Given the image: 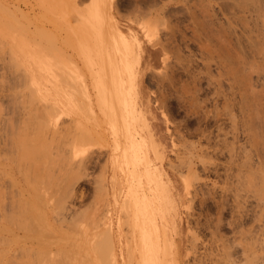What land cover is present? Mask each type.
Listing matches in <instances>:
<instances>
[{
  "label": "rangeland",
  "instance_id": "obj_1",
  "mask_svg": "<svg viewBox=\"0 0 264 264\" xmlns=\"http://www.w3.org/2000/svg\"><path fill=\"white\" fill-rule=\"evenodd\" d=\"M242 7L236 0H0V118L10 120L0 128V175L7 174L0 202L29 189L41 199L57 180L76 192L55 227L42 230L45 213L31 214L26 226L47 240L53 228L64 235L62 249L43 242L52 261L34 256L35 243L20 231L14 238L6 231L5 244L16 239L31 255L1 253L0 264H232L249 256L264 264V0L256 20ZM48 113L47 132L40 122ZM6 138L27 157L10 153ZM32 155L43 161L30 166ZM34 175L56 181L47 187ZM5 213L3 223L13 226V211Z\"/></svg>",
  "mask_w": 264,
  "mask_h": 264
},
{
  "label": "bare ground",
  "instance_id": "obj_2",
  "mask_svg": "<svg viewBox=\"0 0 264 264\" xmlns=\"http://www.w3.org/2000/svg\"><path fill=\"white\" fill-rule=\"evenodd\" d=\"M236 1H238L239 2V7L241 8L242 7V5H243V7H242V11H243V13L244 12H247L248 13V15H249V18H250V20L251 19H255V17H257V14L259 13V11H260V9H261V6H262V4H263V0H236ZM259 17V16H258ZM253 19V20H254ZM256 20V19H255ZM262 27H264L263 25H262ZM14 107V106H13ZM8 108V107H7ZM14 109V108H13ZM12 110V109H11ZM10 110V111H11ZM45 110V109H44ZM46 111V110H45ZM44 111V112H45ZM16 113V112H15ZM11 114V113H10ZM13 114H14V112H13ZM38 114V113H37ZM47 113L45 112V115H46ZM5 115V114H4ZM4 115H2L1 117H3ZM7 115V114H6ZM5 115V118L8 116H6ZM19 115V114H18ZM24 115V114H23ZM26 115V114H25ZM41 115H42V113H41ZM40 114H39V116H41ZM49 113H48V116H45V117H48V118H45L44 120L42 119H39V120H37V122L39 121L40 122V120H41V122H40V124L42 123V122H45V120L46 119H48L49 120ZM32 116L34 117V114H32ZM31 116V117H32ZM39 116H37V117H39ZM44 116V115H43ZM9 117V116H8ZM14 117H16L15 115H13L12 116V118H14ZM23 117V116H22ZM21 117V118H22ZM27 117V116H26ZM32 117V118H33ZM37 117H34V118H36L37 119ZM4 118V117H3ZM5 118L3 119V120H5ZM1 119V118H0ZM18 120H20V119H18ZM16 118H15V121H18ZM27 120V119H26ZM28 120H29V118H28ZM32 120V119H31ZM48 120H46V123H48L47 121ZM7 121V120H6ZM25 121V120H24ZM9 122H10V120L8 119V122H6V123H4V122H2V119H1V123H0V128H3V130L1 129V131H3L4 132V129H6V127L9 129L10 127H8V125H10L9 124ZM19 122V121H18ZM29 122V121H28ZM31 122V121H30ZM33 122H35V123H33ZM35 120H33L32 121V123L33 124H36L37 123ZM50 122V121H49ZM7 123H8V125H7ZM12 123V122H11ZM32 123H30L31 125H32ZM4 124L6 125V127H4ZM13 124V123H12ZM38 124V123H37ZM36 124V125H37ZM23 125V124H22ZM39 125V124H38ZM13 126L14 125H12V128L11 129H13ZM33 126V125H32ZM45 126H47V128L45 127ZM71 126V125H70ZM20 128H21V126H19ZM24 127V126H23ZM35 127V126H34ZM36 127H38V126H36ZM41 127V126H40ZM44 128H46L47 129V132H48V128H50L51 127V123H50V126H49V123H48V125H44L43 126ZM56 127H58V126H56ZM55 127V128H56ZM15 128H17V127H15ZM44 128H42V130H44ZM61 128V127H60ZM7 129V130H8ZM19 129V128H18ZM24 130H26L25 128H23ZM40 129V128H39ZM50 129H52V128H50ZM49 129V130H50ZM57 129V128H56ZM67 128H65V129H63V130H66ZM79 129V128H78ZM7 130H5V131H7ZM15 130H17V129H15ZM14 130V131H15ZM22 130V129H21ZM42 130L40 131L41 133H43L42 132ZM68 130H70V127L66 130V131H68ZM23 131V130H22ZM46 130H44V132H45ZM65 131V132H66ZM70 131H72V130H70ZM13 132V130L11 131V133ZM25 132V131H24ZM27 132V131H26ZM26 132H25V134H26ZM29 132V131H28ZM31 132V131H30ZM51 132H52V130H51ZM80 132V131H79ZM1 133V132H0ZM40 133V134H41ZM53 133L55 134V132L53 131ZM58 133H59V130H58ZM58 133H56V136H58V139L60 138V136L58 135ZM61 133H62V129H61ZM61 133H59V134H61ZM71 133V132H70ZM82 133V132H81ZM5 135H6V132L4 133ZM7 134H10V132L8 131V133ZM29 134V133H28ZM44 134V133H43ZM62 134H64L63 136H66V138H69V134H68V132H67V134H65V133H62ZM11 135V134H10ZM13 135V134H12ZM42 135V134H41ZM47 135V134H46ZM9 136V135H8ZM25 136V135H24ZM55 136V137H56ZM62 136V137H63ZM72 136V135H71ZM9 137H11V136H9ZM17 137V136H16ZM15 137V138H16ZM43 136H41V138H42ZM81 137V136H80ZM19 138H22V137H19ZM37 138H39V137H37ZM71 138V137H70ZM69 138V139H70ZM7 139H9V138H6V141L5 142H7L8 141V143L6 144L5 142V144L8 146V144H10V142H13V140L12 139H10V140H7ZM45 139H46V137H45ZM49 139V138H48ZM60 139H62L63 140V138H60ZM59 139V140H60ZM25 140V139H24ZM39 140H40V138H39ZM39 140H37V141H39ZM42 140H43V138H42ZM51 140H53V139H51ZM55 140V139H54ZM19 141V140H18ZM21 141V140H20ZM22 141H23V139H22ZM48 141V140H47ZM56 141V140H55ZM54 141V142H55ZM68 140H66V141H64L65 143L67 142ZM70 142H72L71 141V139L69 140ZM69 141L67 142V143H69ZM24 143H25V141H23ZM22 142V143H23ZM41 143H43L42 141H40ZM49 142H50V140H49ZM53 142V141H52ZM19 143V142H18ZM44 143H46V144H50V143H48V142H44ZM56 143H61V140H60V142H56ZM55 143V144H56ZM64 143V144H65ZM79 143V142H78ZM1 144L3 145V142H1ZM4 144V145H5ZM14 144V145H13ZM26 144V143H25ZM63 144V143H62ZM61 144V145H62ZM63 144V145H64ZM82 144V143H81ZM5 145V146H6ZM41 145V144H40ZM51 145V144H50ZM57 145V144H56ZM56 145H55V147H56ZM63 145L61 146L62 148H64L63 147ZM74 145H75V147H76V145L77 144H75L74 143ZM10 146V145H9ZM14 146H17L18 147V145H16V143H12V147H11V149L9 148L8 149V147H5V148H7L8 149V151L11 153L12 152V148L14 147ZM22 146H25V145H22ZM22 146H20V147H22ZM54 146V145H53ZM58 146V145H57ZM27 147V146H26ZM38 147V146H37ZM44 147V146H43ZM50 147V146H49ZM54 147V148H55ZM72 147V146H71ZM78 147H80V145H78ZM78 147H76V148H78ZM2 148H4L3 146H1V149ZM16 147H14V149H15ZM52 148V147H51ZM58 148H60V145H59V147ZM58 148L56 147V149H55V152H56V150H58ZM7 149H4V151H6ZM13 149V150H14ZM21 149V148H20ZM19 149V150H20ZM39 149V148H38ZM43 149V148H42ZM49 149V148H48ZM61 149V148H60ZM69 149H71V148H69ZM74 149V148H73ZM3 150V149H2ZM11 150V151H10ZM23 150H24V148H23ZM33 150V149H32ZM40 150V149H39ZM39 150H37L38 152H39ZM44 150V149H43ZM42 150V151H43ZM64 149H62V151H63ZM66 150V149H65ZM29 151H30V148H29ZM35 151H36V149H35ZM45 151V150H44ZM43 151V152H44ZM59 151V150H58ZM74 151H76L75 149L73 150V153H76V152H74ZM3 151H0V153H2ZM14 152V151H13ZM12 152V154H14ZM16 152H18V148H16L15 149V153ZM20 152V155L19 156H21L22 155V159H24L23 157L24 156H26L25 154L23 155L22 153H21V151H19ZM18 152V153H19ZM23 152V151H22ZM31 152V151H30ZM40 152H41V150H40ZM39 152V153H40ZM43 152H41L42 154H43ZM55 152H54V154L52 153V155H55ZM60 152V151H59ZM58 152V153H59ZM35 153V152H34ZM37 153V152H36ZM39 153H38V155H39ZM62 153H64L65 154V156H66V154L67 153H65V151H63ZM5 154H7L8 155V152L6 151L5 152ZM47 154V153H46ZM45 154V155H46ZM60 154V153H59ZM64 154H62L63 156H64ZM71 154H72V152H71ZM1 155V154H0ZM14 155H17V154H14ZM14 155H13V157H14ZM34 155V154H33ZM32 155V158L34 157V156H36V154L33 156ZM44 155V154H43ZM42 155V156H43ZM41 156V157H42ZM1 157V156H0ZM5 157V156H4ZM8 157V156H7ZM18 157V156H17ZM16 156H15V159L17 158ZM27 157V156H26ZM40 157V156H39ZM39 157H34V159L36 158L37 160H38V162H37V160L36 161H34L33 159H32V161H34V165H31L32 164V161L30 162L31 164H30V166H36L38 163H40V161L39 160H42L43 158H39ZM46 158H47V156H45ZM58 157H59V155H58ZM62 157V156H61ZM6 158V157H5ZM4 158V160H6V159H11L10 157L9 158H6L5 159ZM39 158V159H38ZM45 158V159H46ZM55 158V157H54ZM64 158V159H63ZM62 159L63 160H65V161H67L66 160V157H63ZM71 158H72V156H71ZM71 158H70V160H71ZM18 159V158H17ZM61 159V158H60ZM61 159V160H62ZM77 159V158H76ZM79 159V158H78ZM1 161H0V165L2 164L1 162H2V159H0ZM19 160V159H18ZM47 160V159H46ZM8 161V160H7ZM10 161H12V160H10ZM16 161V160H15ZM43 161V160H42ZM79 161L81 162V160L79 159ZM23 162V161H22ZM61 162V161H60ZM62 162H64V161H62ZM74 162V161H73ZM76 162H77V160H76ZM82 162H84V161H82ZM16 163V162H15ZM24 163H26L25 165H29V163H27V161L26 162H24ZM45 163V161L44 162H42V164H44ZM52 163V162H51ZM50 163V166L52 165ZM64 163H66V162H64ZM68 163V162H67ZM19 164V163H18ZM42 164H41V166H42ZM3 165V164H2ZM45 165V164H44ZM43 165V166H44ZM47 165V164H46ZM80 165V164H79ZM15 166V165H14ZM13 166V167H14ZM42 166V167H43ZM54 166V165H53ZM53 166H51V169H53ZM64 166V165H63ZM62 166V167H63ZM77 166V165H76ZM75 166V167H76ZM81 166H82V163H81ZM80 166V167H81ZM84 166H85V164H84ZM1 167V166H0ZM7 167V166H6ZM9 167V166H8ZM65 167V166H64ZM63 167V168H64ZM77 167H79V166H77ZM37 168V167H36ZM36 168H35V170H36ZM44 168H45V166H44ZM0 169H2V168H0ZM11 169V168H10ZM32 169V168H31ZM38 169H39V167H38ZM50 169V167H49V170H51ZM77 169V168H76ZM9 170V169H8ZM13 170V169H12ZM29 170H30V168H29ZM35 170H33V171H35ZM42 170V172H43V168L41 169ZM74 170H75V168H74ZM2 171V170H1ZM7 171V170H6ZM18 171V170H17ZM22 171V170H21ZM4 172V171H3ZM8 172V171H7ZM19 172V171H18ZM24 172V171H23ZM30 172H32V171H30ZM50 172V171H49ZM52 172V171H51ZM53 172H54V169H53ZM1 173V172H0ZM9 173H11V172H9ZM45 173V172H44ZM44 173H43V178H44V180H45V177L47 178V174H46V176L44 175ZM252 173H254V172H252ZM23 174V173H22ZM29 174V173H28ZM32 174V173H31ZM31 174H29V176L31 175ZM34 174V173H33ZM36 174V173H35ZM49 174V173H48ZM51 174H53V173H51ZM50 174V175H51ZM76 174V173H75ZM9 175V174H8ZM55 175V174H54ZM252 175V174H251ZM254 175V174H253ZM252 175V176H253ZM0 176H2V174L0 175ZM4 176H6L7 177V174L6 173H3V176L2 177H0V199H5V198H2L1 196L3 195V191H2V189L4 188L3 186H5V185H3V178H4ZM13 176H14V174H13ZM27 176V175H26ZM25 176V177H26ZM71 176V175H70ZM69 176V177H70ZM74 176H76V175H74ZM73 176V177H74ZM19 177H20V174H19ZM24 177V176H23ZM33 177V176H32ZM254 177V176H253ZM252 177V178H253ZM38 178V177H37ZM36 178V179H37ZM43 178H42V180H43ZM53 178H54V176H53ZM52 177H51V180L53 181L54 179H53ZM75 178V177H74ZM24 179H26L27 180V178H24ZM31 179V178H30ZM33 179V178H32ZM48 179H50V177H48L47 178V180L46 181H48ZM14 180H16V179H14ZM21 180H22V177H21ZM24 181L23 180V182H27L28 180H29V178H28V180L27 181ZM34 180H35V175H34ZM38 180H41V176L38 178ZM38 180H35L34 182L36 183V181H38ZM70 180H71V178H70ZM5 181V180H4ZM52 181H49L48 183L47 182H45V181H42V182H45V183H47V185L46 184H44L45 186H47L48 187V184L50 183V182H52ZM55 181H56V179H55ZM58 181L59 180H57V183H58ZM74 181V180H73ZM12 185L10 186V187H12V186H16V184H14L13 183V180L12 181H9ZM15 182H17V181H15ZM28 182H30V181H28ZM34 182H33V184H34ZM39 183H41V184H43L41 181H38ZM54 182V181H53ZM53 182H52V184H53ZM60 183H58V185H57V183H55L54 185H52L51 183L49 184V189H47V190H49V191H47L46 192V189L43 191L42 189H40V190H42L43 192L42 193H44V192H46V193H44V196L42 197L41 196V199H37L38 197H36L35 198V196H34V190H32V189H29L31 192L29 193L28 191V193L27 192H25V194H26V197L25 196H23L24 194L21 192L20 193V195H17V196H19L20 198H18L17 200L15 199L14 200V197H15V195L17 194V192H16V194L14 195V197H12V195H11V197H10V200H9V203H8V205H7V203H4V202H0V257H1V253H2V256H4V257H6V256H9L8 257V260L11 258L10 256H13L14 258H15V256L19 253H21L20 255H24V254H27V251L29 250H26V246L24 247V249H23V247L22 246H24V244L22 245V246H20V244L19 245H17V246H14V245H16L17 243H18V240L16 241V239H14L15 240V242H14V245L12 246V245H10V243H9V241L11 240H9V241H7V244H5L6 242V240H5V237H4V235H5V233H6V231H7V233H8V235H9V233L11 232V234L13 235V238L14 237H17V233H16V231L19 233V231L21 232V234H22V236H21V238H22V240L24 241L25 240V242H31L32 244L31 245H33L34 243H35V250L36 251H32L31 253H33V252H35V255L34 256H39L40 254L41 255H43L44 254V257L45 258H47L46 260H50V261H52L50 258V255H52V252H50L49 253V249H50V247L48 248L47 247V245H46V243H43L44 241H46L47 240V238H43L41 235H43V234H38L39 232H41L42 230H45L46 228L45 227H47V226H52V227H55L56 226V223L57 222H62V221H60L61 219L60 218H58L59 216L58 215H60L61 216V214L63 215V211H65L66 212V210H68L67 209V207H70L69 205L70 204H68V206H66L65 205V202H64V200L65 199H68V200H70V199H72L74 196H75V193H74V191H73V189L72 188H70V186L69 185H63L62 183V181H59ZM72 182V181H71ZM253 182V181H252ZM73 183H75V182H73ZM21 184V183H20ZM25 184V183H24ZM30 184V183H29ZM32 184V186H34ZM67 184V183H66ZM55 185H57V186H61V185H63V186H59V187H55ZM74 185V184H73ZM27 186H28V184H27ZM31 186V187H32ZM36 186V185H35ZM33 187V189H35L36 190V188H37V186L36 187ZM44 186V187H45ZM39 187V186H38ZM14 188V187H13ZM25 188V187H24ZM15 189V188H14ZM38 190H39V188H37ZM44 189V188H43ZM4 190V189H3ZM9 190L11 191L12 190V188L10 189L9 188ZM25 190V189H24ZM39 190V191H40ZM49 192V193H48ZM2 193V194H1ZM9 193V192H8ZM34 193V194H33ZM48 193V194H47ZM11 194V193H10ZM33 194V195H32ZM46 194V195H45ZM9 195V194H8ZM5 196V195H4ZM16 196V197H17ZM36 196H38V195H36ZM22 197H25V198H22ZM40 198V197H39ZM15 201L17 202L18 201V204H16L15 203ZM72 201V200H71ZM68 203H69V201H67ZM38 203H40L41 204V206H39V208H37V206H36V208H35V206H34V204H38ZM59 204V205H57V206H59V207H56V204ZM73 203V202H72ZM15 204H16V207L18 208V211H20V213H17V210H16V207H15ZM25 204H27V206H25ZM31 206H32V208H31ZM56 208H55V207ZM6 208L7 209H9V210H11V212L13 211V214H14V216H11V218L12 217H14L13 219H12V221L10 220V219H8L9 221H11L12 223H13V226H6L4 223H3V218L6 220V218L4 217V215L6 214L5 213V210H6ZM19 208L21 209V210H19ZM46 208H47V210H46ZM71 208V207H70ZM96 208V207H95ZM71 211V210H70ZM253 211H255V209L253 210ZM78 212V211H77ZM9 213H10V211H9ZM9 213H7V215L9 216L10 214ZM45 213V214H44ZM68 213V212H67ZM79 213V212H78ZM248 213V212H247ZM34 215V214H39V216L40 217H42V216H44V219H45V217H46V219H45V224L42 222V223H40L41 224V227H42V230L41 231H39V232H37V230H36V234L34 233L35 231H33L34 230V228L32 229V231L30 232V231H28V227H26L27 225H28V223L30 222V217L32 218V215ZM44 214V215H43ZM246 214V213H245ZM12 215V214H11ZM31 215V216H30ZM47 215V216H46ZM64 215H66V213L64 214ZM71 216V214H69L68 213V216ZM6 216V215H5ZM55 216V217H54ZM58 216V217H57ZM67 216V215H66ZM63 218H65V216H62ZM66 218H68V217H66ZM65 218V219H66ZM56 221V223H55V221ZM70 219V218H69ZM4 220V221H5ZM42 220V219H41ZM71 220V219H70ZM7 221V220H6ZM32 221V224H34V222H33V220H31ZM72 221H73V219H72ZM41 222V221H40ZM8 223V222H7ZM12 223H10V224H12ZM68 223V222H67ZM4 224V225H3ZM59 224V223H58ZM73 224V223H72ZM60 225V224H59ZM29 226H31V224L29 225ZM31 227H34L33 225L31 226ZM36 227V226H35ZM40 226H38V228H39ZM37 228V227H36ZM26 229H27V231H26ZM41 229V228H40ZM39 229V230H40ZM235 230V229H234ZM43 233H45L44 231H43ZM54 233H55V235H54ZM57 233H59L57 230H55L54 228H53V235H52V238H50L49 240H47L50 244L49 245H51L52 247H54V246H56V245H61V242H62V244H63V240H65V237H64V235L63 234H57ZM256 233V232H255ZM252 235V234H251ZM253 235H256V234H254L253 233ZM46 236V235H45ZM8 237V236H7ZM108 237H109V235H108ZM255 238L257 237V236H254ZM8 238H11L10 236L8 237ZM109 239V238H108ZM249 239V238H248ZM252 239V238H251ZM251 239H249V240H251ZM8 240V239H7ZM218 240V239H217ZM222 242H223V239H220ZM219 240V241H220ZM248 240V243L250 242ZM256 240V239H255ZM42 242L43 244H41L40 242ZM109 241V240H108ZM244 241V240H243ZM251 241H254L253 239L251 240ZM12 242V241H11ZM20 242V241H19ZM22 242V241H21ZM258 242V241H257ZM256 242V243H257ZM9 243V244H8ZM221 243V242H220ZM251 243V242H250ZM13 244V243H12ZM191 244V243H190ZM239 244L240 243H238V245H236V246H239ZM43 245H46V247L48 248H45V249H47V251H48V253L47 252H44V250H43ZM48 245V246H49ZM59 245V246H60ZM218 245V244H217ZM222 245V244H221ZM229 245V244H228ZM232 245V244H231ZM234 245V244H233ZM242 245V244H241ZM240 245V246H241ZM256 245V244H255ZM258 245V244H257ZM28 246V245H27ZM63 246L64 245H62V246H60L59 247V249H62L63 248ZM105 246V245H104ZM104 246H103V249L102 250H104ZM106 246H108L109 247V245L107 244ZM195 246V245H194ZM203 246V245H202ZM225 246V245H224ZM29 247V246H28ZM51 247V248H52ZM107 247V248H108ZM189 247H190V245H189ZM220 247V249H222L221 247L222 246H219ZM243 247V246H242ZM242 247L240 248V252H241V249H242ZM245 247V246H244ZM246 247H248V245L246 246ZM245 247V248H246ZM31 248H32V250H34L33 249V246H31ZM106 248V249H107ZM191 248V247H190ZM225 248V247H224ZM249 248L250 247H248V253H250V250H249ZM251 249V248H250ZM42 250V251H41ZM54 250V249H53ZM101 250V251H102ZM113 250V249H112ZM192 250V249H191ZM209 250V249H208ZM229 250H230V248H229ZM228 250V251H229ZM243 250V249H242ZM246 250V249H245ZM196 251V250H195ZM195 251H193V252H195ZM203 251V250H202ZM244 251V250H243ZM26 252V253H25ZM42 252H44V253H42ZM54 252H55V250H54ZM107 252V251H106ZM208 252V251H207ZM230 252V251H229ZM235 252V251H234ZM252 252H254V253H252ZM251 252V256L252 257H254V255H255V251L253 250ZM4 253V254H3ZM50 254L49 255V257H48V255L47 254ZM101 253V252H100ZM211 253V252H210ZM213 253V252H212ZM227 253V252H226ZM224 254V256L225 255H227V254ZM28 254H30V250H29V253ZM63 254V253H62ZM192 254V253H191ZM193 254H195V253H193ZM214 254V253H213ZM222 254H223V252H222ZM230 254V253H229ZM243 254H244V256H243ZM243 254H240V256L242 255L243 257H247L246 255L247 254H245V252H243ZM253 254V255H252ZM19 255V256H20ZM31 255V254H30ZM55 255H56V253H55ZM99 255V254H98ZM102 255V254H101ZM112 255V254H111ZM196 255V254H195ZM195 255H193V256H195ZM53 256V255H52ZM209 256V255H208ZM221 256V255H220ZM232 256V255H231ZM22 257V256H21ZM30 257V256H29ZM99 257H100V255H99ZM214 257V256H213ZM216 257V256H215ZM218 257V256H217ZM221 257H223V256H221ZM228 257V259L227 260H229L231 257L230 256H227ZM235 256H233L232 258H234ZM250 257V256H249ZM249 257H247V258H249ZM14 258H12V259H14ZM39 258V257H38ZM49 258V259H48ZM53 258V261H54V258L55 257H52ZM57 258V257H56ZM55 258V259H56ZM197 258V257H196ZM199 258H201V257H199ZM202 258H205V257H202ZM208 259H209V257H207ZM224 258H226V256L224 257ZM238 259H239V256L237 257ZM241 258V257H240ZM246 258V259H247ZM1 259V258H0ZM40 259H42L41 257H40ZM44 259V258H43ZM221 259V258H220ZM220 259H219V261H220ZM223 259V258H222ZM236 259V258H235ZM245 258H244V260H246ZM249 259H251V258H249ZM249 259H247V260H249ZM254 259V258H253ZM45 260V259H44ZM58 260V259H57ZM201 260V259H200ZM225 261H226V263L228 262L226 259H224ZM232 260V262H233V259H231ZM244 260H242V261H244ZM247 260L245 261V263L244 262H240V261H238L239 262V264H249V263H251V262H247ZM255 260V259H254ZM2 261V260H1ZM6 259H5V264H6ZM13 261V260H12ZM211 260H209V262H210ZM213 261V260H212ZM9 262H11V260L9 261ZM8 262V263H9ZM196 262V261H195ZM213 262H215L216 263V261H213ZM212 262V263H213ZM231 262V263H232ZM238 262H235V263H237L238 264ZM1 263V262H0ZM7 263V264H8ZM199 263H201V261L199 262ZM205 263V262H204ZM203 263V264H204ZM214 263V264H215ZM230 262H228V264H229ZM235 263H232V264H235ZM254 263H256V262H254L253 261V263H251V264H254ZM54 264H55V262H54ZM198 264V263H197ZM211 264V263H210ZM217 264V263H216ZM218 264H220V263H218ZM223 264V263H222ZM257 264V263H256Z\"/></svg>",
  "mask_w": 264,
  "mask_h": 264
}]
</instances>
